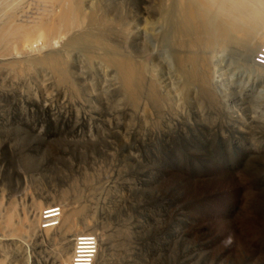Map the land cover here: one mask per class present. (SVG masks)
<instances>
[{
	"label": "rangeland",
	"instance_id": "obj_1",
	"mask_svg": "<svg viewBox=\"0 0 264 264\" xmlns=\"http://www.w3.org/2000/svg\"><path fill=\"white\" fill-rule=\"evenodd\" d=\"M84 7L120 30L105 42L146 63L173 107L128 98L104 47L87 63L81 42L54 44L66 83L32 53L0 62V264H66L73 237L89 232L93 264H264V75L246 46L199 51L225 73L208 80L210 97L228 96L222 108L178 86L171 24L159 21L174 0ZM52 204L86 222L61 254L60 221L38 222Z\"/></svg>",
	"mask_w": 264,
	"mask_h": 264
},
{
	"label": "bare ground",
	"instance_id": "obj_2",
	"mask_svg": "<svg viewBox=\"0 0 264 264\" xmlns=\"http://www.w3.org/2000/svg\"><path fill=\"white\" fill-rule=\"evenodd\" d=\"M91 4L89 3V7L94 6ZM36 6L40 9L32 11ZM165 10L159 21L168 20L171 24V34L167 33L166 38L170 36L176 60V70H171L179 71V76L184 77L180 80L182 83L178 80L180 85L177 82L180 90H186L187 86H190L188 91H192L195 98H202L204 94L208 98L213 96L208 80L212 81L214 75L223 80L224 72L214 67L213 71L209 70L206 56L199 52L202 50L214 51L230 45L236 48L246 46L245 54L249 62L247 64L256 69L257 73L261 71V75H264V67L254 62L255 51L264 37V0H174V8ZM30 12L33 16L28 19ZM151 30L157 34V27H151ZM112 33H119L116 35L123 38L120 30L114 31V25L104 15L101 17L95 8L86 10L84 0H0V62H12L17 55L32 53V63H39L50 70L55 82L66 83L65 62L52 49L54 44L62 41L66 44L81 42L83 55L88 59L86 62L95 56V48L104 47L108 54H103L102 57L118 69L128 98L133 100L137 98V93H142L159 108L173 107L167 97L159 91L153 74L147 71L146 63L145 65L128 55L120 54L114 45L105 42L106 37ZM192 86L197 89H192ZM216 96L217 98L209 99L217 100L215 105L218 107V104L222 108L225 107L228 96ZM240 101L243 102V99ZM247 103L253 110L257 102L248 100ZM73 209L71 206L66 207L63 219L62 215L59 219L61 228L58 231L59 240L56 247L59 254L66 251L71 236L77 232L75 229L78 222L86 223L84 219L75 216ZM30 227L33 228L32 224ZM64 259L67 261L66 256Z\"/></svg>",
	"mask_w": 264,
	"mask_h": 264
},
{
	"label": "built area",
	"instance_id": "obj_3",
	"mask_svg": "<svg viewBox=\"0 0 264 264\" xmlns=\"http://www.w3.org/2000/svg\"><path fill=\"white\" fill-rule=\"evenodd\" d=\"M255 63L264 67V37L255 55ZM62 213L60 206L52 204L39 213L41 228L54 227L59 223ZM98 251V237L94 232L80 233L73 237L72 246L66 264H93Z\"/></svg>",
	"mask_w": 264,
	"mask_h": 264
},
{
	"label": "clouds",
	"instance_id": "obj_4",
	"mask_svg": "<svg viewBox=\"0 0 264 264\" xmlns=\"http://www.w3.org/2000/svg\"><path fill=\"white\" fill-rule=\"evenodd\" d=\"M261 43V42H260ZM258 48V47H257ZM257 50V49H256ZM256 52V51H255ZM255 55V54H254ZM255 62V61H254ZM259 65V64H258ZM97 256V255H96Z\"/></svg>",
	"mask_w": 264,
	"mask_h": 264
}]
</instances>
